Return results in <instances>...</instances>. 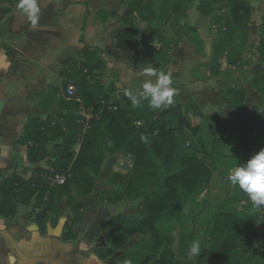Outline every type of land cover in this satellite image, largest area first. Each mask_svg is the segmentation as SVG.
<instances>
[{"label":"trees","instance_id":"16d2710c","mask_svg":"<svg viewBox=\"0 0 264 264\" xmlns=\"http://www.w3.org/2000/svg\"><path fill=\"white\" fill-rule=\"evenodd\" d=\"M189 1L193 3V0ZM162 2L164 12L159 18L155 17V7L150 9L152 5H146V0H135L129 5L125 13L126 27L117 37L119 50L136 52L140 48L134 16L147 24H154L169 10V23L183 29L179 22L185 18L189 5H180L177 0ZM1 3L12 6L14 0H1ZM9 9H2V18ZM200 10L204 16L214 15L213 25L218 29L219 39L214 44L213 59L208 65L210 70L219 74L220 59L226 52H229L230 67L241 64L251 23L247 0H202ZM117 14L116 11H100L98 16L106 22ZM190 30L196 33L192 28ZM260 34L255 50L258 60L264 63V19ZM150 36L156 39V29L151 30ZM194 43L197 53H201L203 42L195 37ZM171 44L169 42V51ZM136 57L131 56L129 61L134 62ZM159 58L161 56L155 52V59ZM106 69L102 52L85 45L81 61L61 73L63 89H67L68 83H74L76 98H62L61 88L50 89L42 95L44 105L41 104V108L49 114L45 119H30L19 143L28 147L30 163H46L48 168L38 167L28 180L19 175L2 177L0 216L14 218L19 206L34 204L35 221L41 232H46L49 222L58 223V202L65 201L66 207L73 212V222H81L84 205L76 200V196L93 194L108 158L127 157L134 163L131 175L119 177L120 187H116V179L110 177L111 189L104 191L98 200L109 204H117L126 197L141 200L140 214L137 217L122 214L108 218L92 234L94 255L100 263L117 257V264H185L190 260L187 252L191 243L198 241L201 255L197 258L202 264H264V206H254L238 187H234L230 197L245 207L241 210L231 202L222 204L205 223L199 240L188 232V215L185 213L187 206L200 201L208 190L214 173L228 180L231 169L246 163L264 149V114L252 134L247 117L231 119L230 129L240 132L235 156L226 153L223 139L214 140L207 154L201 143L200 149L190 143L184 131L192 128L185 106L175 101L166 108L152 109L147 100L133 106L125 94L116 100L112 88H106L102 80L90 81L95 72ZM252 84L264 99V73L257 75ZM247 98L246 90L241 87H232L223 93L224 102L233 109L242 108ZM82 109L91 112L96 119L76 153L78 113ZM196 115L205 120L197 110ZM168 118V122H162ZM243 126H247L246 133ZM198 130L203 132L201 127ZM52 143L56 145L50 150ZM199 154L209 156L210 164L201 161ZM49 170L57 174L70 171L71 177L65 185L50 188L42 179L43 175L50 173ZM65 230H71V227L66 224Z\"/></svg>","mask_w":264,"mask_h":264},{"label":"crops","instance_id":"0c3cea01","mask_svg":"<svg viewBox=\"0 0 264 264\" xmlns=\"http://www.w3.org/2000/svg\"><path fill=\"white\" fill-rule=\"evenodd\" d=\"M200 2L194 0L189 5L185 18L179 22L183 29L177 27L174 39H169L172 43L169 63L159 70L172 73V86L176 89L174 102L178 101L182 106L194 105L208 123L213 116L217 128L220 126L230 132H238L230 129L231 119L249 116L251 100H264L252 84L257 75L264 73V63L258 60L255 50L261 37L264 0H247L251 23L244 60L235 68L230 67L229 52L224 53L220 59L219 74L204 68L213 59L214 44L219 36L218 29L213 25L214 15L204 16ZM39 3L41 15L38 27L33 28L27 17L20 14L16 8L17 0L12 6L5 5L10 9L0 24V180L12 175L28 180L38 167L48 168L46 163H30L28 147L21 145L19 140L30 119H45L48 116L49 112L41 108V104L44 105L42 95L50 89H60L61 73L81 61L85 45L98 48L107 64L105 71L94 73L91 82L100 79L106 88L114 84L120 95L126 90L139 92L144 81L155 79L144 75L146 67L156 69L157 64L155 50L158 44L150 36L154 24L146 23L139 27L138 51L125 52L117 48L118 34L126 27L128 5L95 6L87 5V0H39ZM100 11H116L118 14L103 22L98 16ZM195 37H199L204 44L199 54ZM134 55L137 57L130 62L129 58ZM200 68L205 75L198 72ZM220 74L232 82L228 89L241 87L246 90L248 98L242 108L233 109L224 102V92L217 80H203L204 77L215 78ZM110 159L116 157L105 161L96 187L104 177ZM129 161L132 171L134 163L131 158ZM109 176L103 178L107 185L105 190L111 188ZM96 187L89 197L76 196V200L84 205L82 221L78 223L73 222V212L66 207L65 201L58 202V223L53 225L49 222L46 232H41L35 221L34 204L19 206L14 218L0 216V264H8L9 255L16 257L17 264H117V257L103 263L97 260L91 236L108 218L122 214L135 217V214L125 207V199L117 204L99 201L100 193ZM111 207L116 210H111ZM66 224L71 230H65ZM81 243L88 246L87 251L80 249Z\"/></svg>","mask_w":264,"mask_h":264},{"label":"rangeland","instance_id":"374dc122","mask_svg":"<svg viewBox=\"0 0 264 264\" xmlns=\"http://www.w3.org/2000/svg\"><path fill=\"white\" fill-rule=\"evenodd\" d=\"M87 5H128L126 6L127 9H129V5H132V3L135 0H87ZM163 0H146V5H152L150 9H153L152 7H155V11H157V15L155 17L159 18L162 16V12H164V8H162V2ZM180 5H191L192 1L189 0H177ZM202 1V0H201ZM194 2V0H193ZM201 3V2H200ZM2 9H5L6 4H1ZM169 5V4H168ZM172 5V4H170ZM154 10V9H153ZM169 10L164 15V18L162 20L157 21L154 23V28L156 29V44L157 41L160 42V45H157L156 53H158L161 58L156 60L157 64L156 67H159L157 70L160 69L165 64L166 59L169 60V39H174V35L176 33V27H174L172 24L169 26ZM134 24L137 26V28L140 31V28L142 24H146L143 22L140 18L134 16L133 18ZM171 44V42H170ZM160 51V52H159ZM166 53V54H165ZM166 56V57H165ZM205 69L209 68V66H205ZM203 69L200 68L198 72L203 74ZM238 72V71H237ZM242 75L241 71H239ZM234 78V77H232ZM237 76L235 77V79ZM203 80L205 82L207 80H217V82L221 83V89L222 92H225L231 85L232 82H228L227 77L223 75H218V77L210 78V76H207V79L204 77ZM227 80V81H226ZM63 80L61 81L60 88H61V97L65 98V90L62 86ZM114 84L112 88L113 97L118 100V97H122L124 95L123 91L120 95L117 93L118 91L114 88ZM121 91V90H120ZM60 96H58L57 99H59ZM263 102H256V100H251L249 103V116L247 117L249 121V125L252 129L250 133H254L256 130L257 123L263 118L264 114V100ZM187 111L186 116L191 121V126L194 128H191L190 130H184L187 134V136L190 138V143L194 144L197 149H200V145L202 144L204 146V151L208 154L210 152L212 143L214 140H224L225 147H226V153L230 156H235L238 153V147L240 142V132H230L226 128H221L220 126L217 128L215 123V117L211 116L210 123H208L207 129L204 130V132L199 131L200 129V123L201 118L196 115L195 107L191 104L185 105ZM58 112V111H57ZM88 113V112H87ZM91 113V112H89ZM59 114V113H58ZM82 111L78 113V118L82 119ZM91 125L95 121V117L91 116L90 118ZM169 121V118L166 120H163V123H166ZM160 123V122H159ZM243 125V124H242ZM241 125V127H242ZM174 127H176L174 125ZM196 131L194 134L193 132ZM244 133L247 132V126L244 128ZM248 133V134H250ZM247 134V136H248ZM201 143V144H200ZM200 144V145H199ZM56 145L55 143H52L50 145V150ZM199 159L207 164H210V157H206L204 154H199ZM106 164V163H105ZM117 168L118 171L116 170ZM114 171V172H113ZM110 175V176H109ZM131 175V166L129 158L127 157H116V159L112 160L110 159V162L107 164L104 170V179H106V176L111 177V179H116V187H120L121 185V176H130ZM101 179L98 182V185L96 187L97 192L100 193L99 196L106 191L107 185L105 184V180ZM119 179V180H118ZM110 184V183H108ZM111 189V188H110ZM109 189V190H110ZM234 192V186L230 184L228 180H224L219 173H214L213 178L211 181V184L209 185L208 190L201 196L200 201H197L195 203H192L187 206L185 209V213L188 215V232L192 234L197 240H199L203 234L204 225L207 222V220L210 218L214 210H216L218 207H220L225 202H231L235 207L238 209H243L245 207V204L243 203H235V200L231 199L230 194ZM98 196V197H99ZM125 207L133 211L135 214V217L140 214V203L141 200H135L132 197H126L125 198ZM111 210H116L115 207H111ZM133 217V216H131ZM176 252H178V244H176ZM185 264H202L200 263L198 258H193L189 261H187ZM209 264H216V263H209Z\"/></svg>","mask_w":264,"mask_h":264},{"label":"clouds","instance_id":"9594fccd","mask_svg":"<svg viewBox=\"0 0 264 264\" xmlns=\"http://www.w3.org/2000/svg\"><path fill=\"white\" fill-rule=\"evenodd\" d=\"M17 10L26 16L33 28L38 27L41 8L39 0H17ZM144 75L152 78L143 82L139 92L125 91V95L133 106H139L143 100H147L149 107L160 109L174 103L176 89L173 85L171 72L157 70L152 67L144 69ZM143 139V138H142ZM228 181L234 187L245 193L254 206H264V149L254 154L246 163L231 169L227 176ZM80 249L87 251L88 246L81 243ZM201 255V246L198 241H193L188 249L187 256L191 260ZM8 264H17L16 257L9 255Z\"/></svg>","mask_w":264,"mask_h":264},{"label":"built area","instance_id":"2783aa9c","mask_svg":"<svg viewBox=\"0 0 264 264\" xmlns=\"http://www.w3.org/2000/svg\"><path fill=\"white\" fill-rule=\"evenodd\" d=\"M1 0H0V24L2 22V5H1ZM77 95V88L75 86L74 83H68L67 85V89L65 90V98L67 100H74L76 98ZM78 102H80V100H78ZM82 111V116L83 118L78 120V127H79V136L77 139V143L76 146L74 148V151L76 153L79 152L81 144L83 143L84 137L87 133V131L91 128V121H90V117L92 116V113H87L86 111H84L83 109ZM186 112V110H185ZM138 126L141 125V123L137 124ZM50 173L49 174H45L42 176V179L44 181L47 182L48 186L50 188H55V187H59V186H63L67 183L68 179L71 177V173L70 171L67 172H63V173H54L53 170H49Z\"/></svg>","mask_w":264,"mask_h":264},{"label":"water","instance_id":"95a60500","mask_svg":"<svg viewBox=\"0 0 264 264\" xmlns=\"http://www.w3.org/2000/svg\"><path fill=\"white\" fill-rule=\"evenodd\" d=\"M183 112L185 113V109H183ZM207 126H208V121L207 120H204L201 124V129L202 130H206L207 129Z\"/></svg>","mask_w":264,"mask_h":264}]
</instances>
